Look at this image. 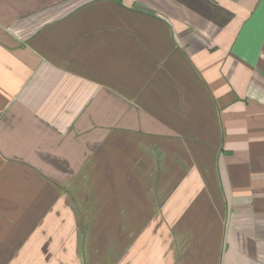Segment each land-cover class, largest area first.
<instances>
[{"label": "crops", "instance_id": "obj_1", "mask_svg": "<svg viewBox=\"0 0 264 264\" xmlns=\"http://www.w3.org/2000/svg\"><path fill=\"white\" fill-rule=\"evenodd\" d=\"M0 264H264V0H0Z\"/></svg>", "mask_w": 264, "mask_h": 264}]
</instances>
